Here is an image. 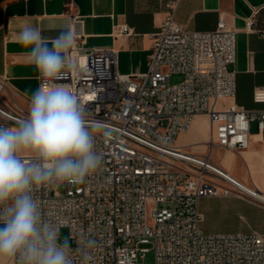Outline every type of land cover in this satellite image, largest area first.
<instances>
[{"label":"built area","instance_id":"built-area-1","mask_svg":"<svg viewBox=\"0 0 264 264\" xmlns=\"http://www.w3.org/2000/svg\"><path fill=\"white\" fill-rule=\"evenodd\" d=\"M178 3H167L144 72L120 73L114 48L75 44L69 53L74 67L57 81L84 104L102 156L101 169L85 183L34 193L45 221L60 234L68 229L74 264H81L87 240L94 242L89 264H144L139 256L150 251L153 260L146 264H264V233L209 234L200 227L202 197L264 203L262 192L211 156L214 146L247 148L253 121L264 134V108L235 102L218 107L222 98L236 94V72L230 68L236 32L223 19L210 30H189L174 17ZM246 25L252 29L253 18ZM117 32L131 28L122 24ZM172 74L183 79L170 83ZM38 81L40 86L39 74ZM253 99L264 102V84L254 88ZM203 113L212 127L210 151H187L176 138ZM27 115L8 78L0 75V127H15Z\"/></svg>","mask_w":264,"mask_h":264},{"label":"crops","instance_id":"crops-1","mask_svg":"<svg viewBox=\"0 0 264 264\" xmlns=\"http://www.w3.org/2000/svg\"><path fill=\"white\" fill-rule=\"evenodd\" d=\"M169 0H0V75L16 92L18 103L28 111L32 94L39 88L38 71L25 52H9L24 23L41 30L47 40L70 28L76 45L114 48L118 70L123 74L144 72L153 45V34L164 20ZM174 17L189 30H210L223 19L236 32V94L222 98L223 105L235 102L246 108H264L255 102L253 90L264 84V0H179ZM253 18L252 29L246 22ZM128 24L130 33L117 29ZM79 35V36H78ZM10 97V92L5 93ZM24 104H22V103ZM209 115L197 114L189 128L178 134L177 145L194 153L210 151ZM214 159L232 176L264 194V134L251 123L249 145L237 150L214 146ZM203 232L264 233V203L239 196H208L199 200ZM2 264V262H0ZM11 264V261L8 262Z\"/></svg>","mask_w":264,"mask_h":264},{"label":"clouds","instance_id":"clouds-1","mask_svg":"<svg viewBox=\"0 0 264 264\" xmlns=\"http://www.w3.org/2000/svg\"><path fill=\"white\" fill-rule=\"evenodd\" d=\"M17 43L30 49L23 54L42 83L31 96L27 117L15 127H0V262L74 264L69 239L61 240L58 228L45 221L34 193L83 184L102 167L96 124L71 87L57 83L74 67L69 53L76 38L68 28L49 41L38 27L24 23ZM93 247L92 240L82 245L81 264L92 260Z\"/></svg>","mask_w":264,"mask_h":264},{"label":"rangeland","instance_id":"rangeland-1","mask_svg":"<svg viewBox=\"0 0 264 264\" xmlns=\"http://www.w3.org/2000/svg\"><path fill=\"white\" fill-rule=\"evenodd\" d=\"M183 79V76L181 75V74H172L171 75V77H170V83H177V82H179V81H181ZM222 100V99H221ZM219 101V104H218V107H220V106H223V101ZM22 103V102H21ZM22 104H24V103H22ZM26 107H28L29 108V105H25ZM212 157L215 159L216 158V153H215V151H213V155H212ZM58 189L60 190V191H63L64 190V188H63V186L61 185V186H59L58 187ZM69 231H68V229L67 228H63L62 230H61V234H60V237H61V240H63L64 238H68L69 239ZM69 241H70V239H69ZM139 259L142 261V262H144V264H146V263H148V262H150V261H152L153 260V252H147L146 254H145V256H142L141 254H140V256H139Z\"/></svg>","mask_w":264,"mask_h":264},{"label":"water","instance_id":"water-1","mask_svg":"<svg viewBox=\"0 0 264 264\" xmlns=\"http://www.w3.org/2000/svg\"><path fill=\"white\" fill-rule=\"evenodd\" d=\"M51 41V40H49ZM48 47L51 48L52 44L49 42ZM7 50L9 52H26L30 51V49H24L20 44L17 43V41H10L7 44Z\"/></svg>","mask_w":264,"mask_h":264}]
</instances>
